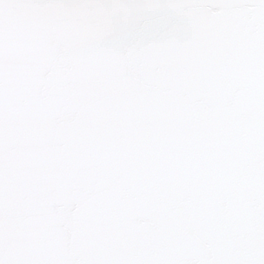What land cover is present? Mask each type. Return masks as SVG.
<instances>
[{
	"label": "snow or ice",
	"instance_id": "6c2138e0",
	"mask_svg": "<svg viewBox=\"0 0 264 264\" xmlns=\"http://www.w3.org/2000/svg\"><path fill=\"white\" fill-rule=\"evenodd\" d=\"M0 264H264V0H0Z\"/></svg>",
	"mask_w": 264,
	"mask_h": 264
}]
</instances>
